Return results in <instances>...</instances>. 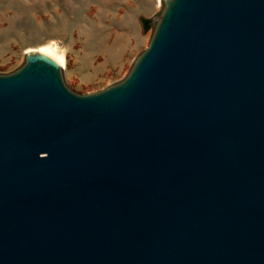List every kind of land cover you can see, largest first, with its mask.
Segmentation results:
<instances>
[{
	"label": "water",
	"instance_id": "95a60500",
	"mask_svg": "<svg viewBox=\"0 0 264 264\" xmlns=\"http://www.w3.org/2000/svg\"><path fill=\"white\" fill-rule=\"evenodd\" d=\"M162 4L104 88L0 73V264H264V0Z\"/></svg>",
	"mask_w": 264,
	"mask_h": 264
},
{
	"label": "rangeland",
	"instance_id": "374dc122",
	"mask_svg": "<svg viewBox=\"0 0 264 264\" xmlns=\"http://www.w3.org/2000/svg\"><path fill=\"white\" fill-rule=\"evenodd\" d=\"M162 0H0V73L24 52L47 46L63 58L61 74L84 94L120 80L148 42ZM149 18L143 31L140 18Z\"/></svg>",
	"mask_w": 264,
	"mask_h": 264
},
{
	"label": "bare ground",
	"instance_id": "6f19581e",
	"mask_svg": "<svg viewBox=\"0 0 264 264\" xmlns=\"http://www.w3.org/2000/svg\"><path fill=\"white\" fill-rule=\"evenodd\" d=\"M37 50L43 51L44 53L53 57L59 64H63V58L50 50L47 46H40Z\"/></svg>",
	"mask_w": 264,
	"mask_h": 264
},
{
	"label": "trees",
	"instance_id": "16d2710c",
	"mask_svg": "<svg viewBox=\"0 0 264 264\" xmlns=\"http://www.w3.org/2000/svg\"><path fill=\"white\" fill-rule=\"evenodd\" d=\"M140 25L143 31H146L149 28V18L141 17Z\"/></svg>",
	"mask_w": 264,
	"mask_h": 264
}]
</instances>
